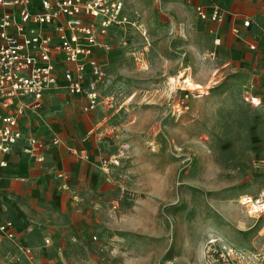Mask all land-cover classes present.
<instances>
[{
	"label": "rangeland",
	"instance_id": "374dc122",
	"mask_svg": "<svg viewBox=\"0 0 264 264\" xmlns=\"http://www.w3.org/2000/svg\"><path fill=\"white\" fill-rule=\"evenodd\" d=\"M123 2L130 23L108 30L101 82L112 99L113 137L128 145L117 191L99 197L72 250L54 241L39 258L215 264L225 243L239 264H264V215L252 217L238 202L264 188V0H251L250 31L224 28L219 44L211 32L217 23L200 19L187 0ZM182 72L196 88L171 82ZM8 250L0 239V264H12Z\"/></svg>",
	"mask_w": 264,
	"mask_h": 264
},
{
	"label": "crops",
	"instance_id": "0c3cea01",
	"mask_svg": "<svg viewBox=\"0 0 264 264\" xmlns=\"http://www.w3.org/2000/svg\"><path fill=\"white\" fill-rule=\"evenodd\" d=\"M187 1L194 13L195 4L207 7L217 4L226 13V19L211 28L215 44L220 43L215 39L221 40L220 30L224 28L235 35L252 29L251 15L256 5L251 0ZM244 18L251 20L249 27L242 25ZM246 43L248 48L252 43L256 47L252 41ZM104 54V51H96L102 66ZM99 89L101 92V84ZM21 101L25 103L18 119L22 138L9 153H0V160L7 162L5 167H0V220L12 221L16 241L2 235L0 239L8 245L12 264H53L39 258L40 249L63 240L67 251L72 250L74 240L81 239L78 237L84 235L81 233L95 217L99 197L117 191L119 165H104L103 161L116 153L121 141L113 137L111 105L100 104L93 111H84V96L71 95L64 86L47 89L36 106H32L30 97H23ZM18 105H12L11 110ZM27 136H35L46 144L43 161L38 162L23 153ZM54 139L58 142L53 143ZM106 201L113 207L114 196L108 195ZM37 232L42 238L40 245H37L40 243ZM18 245L29 247L32 259H28Z\"/></svg>",
	"mask_w": 264,
	"mask_h": 264
},
{
	"label": "built area",
	"instance_id": "2783aa9c",
	"mask_svg": "<svg viewBox=\"0 0 264 264\" xmlns=\"http://www.w3.org/2000/svg\"><path fill=\"white\" fill-rule=\"evenodd\" d=\"M195 13L200 19L218 24L227 16L217 4H195ZM129 23L123 0H0L1 154L9 153L22 138L18 119L25 108L23 97H30L32 106H36L47 89L64 86L71 95L84 96V111H93L100 104L111 105L112 99L104 97L99 89L105 71L96 51L109 50L104 40L109 38V28ZM250 24V19L242 20L244 27ZM219 41L215 39L216 43ZM249 48L254 49L255 45L249 44ZM245 99L258 101L251 94ZM15 103L20 105L11 110ZM26 139L23 153L43 161L44 141L35 136ZM127 154L128 145L121 142L116 153L103 164L118 166ZM6 165V160H0V167ZM238 202L250 216H263L264 188L255 194L240 195ZM0 235L16 241L11 220H0ZM18 246L32 259L29 247ZM239 259L234 247L221 243L213 260L215 264H239Z\"/></svg>",
	"mask_w": 264,
	"mask_h": 264
},
{
	"label": "bare ground",
	"instance_id": "6f19581e",
	"mask_svg": "<svg viewBox=\"0 0 264 264\" xmlns=\"http://www.w3.org/2000/svg\"><path fill=\"white\" fill-rule=\"evenodd\" d=\"M183 72L178 75L176 78H171V82H177V80L179 81V79H183L182 81L186 83L187 86H189L191 89H194L196 88V84L194 82H192L191 79H189V77H185V76H182ZM202 91V90H201ZM204 92V91H203Z\"/></svg>",
	"mask_w": 264,
	"mask_h": 264
}]
</instances>
